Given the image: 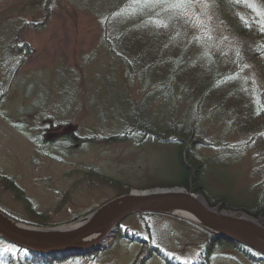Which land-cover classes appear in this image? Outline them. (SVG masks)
Returning <instances> with one entry per match:
<instances>
[{"label": "rangeland", "instance_id": "1", "mask_svg": "<svg viewBox=\"0 0 264 264\" xmlns=\"http://www.w3.org/2000/svg\"><path fill=\"white\" fill-rule=\"evenodd\" d=\"M138 3L150 12L185 5L193 13L187 35L203 31L218 48L237 49L249 82L264 90V74L253 55L264 48L262 0ZM136 4V0H0V206L8 212L29 218L22 200L2 183L3 175L22 189L37 212L55 222L53 226L91 214L127 186L150 188L181 178L177 142L150 140L138 145L129 139L111 138L115 131L110 129L119 125L114 115L122 107L120 89L131 90L135 100L138 95L135 86L131 89L124 84L122 66L104 43L111 36L109 26L114 31L120 17L139 10ZM236 13L243 18L247 32L237 29ZM253 27L261 29L262 38L254 36ZM23 43L26 49L19 51L18 45ZM187 106L185 101L179 105V116ZM167 111L160 100L157 112L163 127ZM200 119L206 144L198 145L196 151L205 162L200 174L206 189L230 203L250 205L262 191L253 189L263 177L255 157L259 141L229 121L214 116ZM64 131L76 136L70 147L37 140L40 133L52 137ZM108 134L110 138L104 139ZM219 145L223 148L215 147ZM89 170L106 180L89 178ZM148 219L150 229L134 214L116 231H136L140 239H118L95 257L59 264H169L150 249V242L167 257L187 264H264L226 240H219L208 254L204 249L209 234L182 216L164 213Z\"/></svg>", "mask_w": 264, "mask_h": 264}, {"label": "trees", "instance_id": "2", "mask_svg": "<svg viewBox=\"0 0 264 264\" xmlns=\"http://www.w3.org/2000/svg\"><path fill=\"white\" fill-rule=\"evenodd\" d=\"M136 1L135 7L139 10L120 17L114 31L111 32L112 26H109L108 33L111 36L106 37L105 41L111 55L122 66L124 84L131 89L135 86L138 95L135 100L131 90L128 91L124 86L122 90L120 89L119 101L122 107L119 114L116 112L114 115V122L119 121V125L118 128L110 129L115 131L111 138L118 141L129 139L138 145L150 140L176 141L179 145L181 178L171 183L153 186L181 185L189 191L201 193L211 206L219 205L222 209L240 211L264 222V197H260L261 194L264 195V90L259 91L253 82H249V77L244 73L246 70L244 62L237 49L232 52L218 48V45L213 44L209 34L203 31L187 35L193 13L186 9L185 5H169L161 12H150L146 5L138 3L139 0ZM234 17L237 29L243 33L247 32L243 30L245 27L243 18L237 13ZM105 21L109 22L110 19L107 18ZM253 29L256 38L263 37L259 27ZM26 46L27 44L23 43L18 45L17 49L25 50ZM253 55L257 58V66L264 74V48L260 52L256 50ZM160 100L168 106L165 127L158 118ZM183 101L188 102V106L179 116L177 108ZM205 116L229 121L231 126L234 125L249 134L250 138L255 137L256 142L259 141V150L255 157L263 177L253 184V189L262 191L251 199L250 205L230 203L222 196H212L206 189V182L200 174V168L205 162L196 151L198 145L205 144L204 126L200 119ZM75 137L73 131H64L52 137L40 133L37 140L52 146L70 147ZM103 138L108 140L110 134ZM249 141L250 139L242 144H248ZM215 147L223 148L222 145ZM87 175L89 178L106 180L105 176L94 170H89ZM2 177L4 186L9 187L24 203L29 218L21 219L0 206L3 211L38 226H50L55 223L51 222L47 215L33 208L30 200L23 195L22 189L9 176ZM131 188V186L122 188L117 195L128 193ZM139 215L144 220V226L150 229L148 217L160 214L142 212ZM125 237L130 240L141 238L136 231L121 229L113 238L105 240L98 250H80L78 254L61 251L48 254L34 251L5 242L0 237V264H59L68 259L86 260L99 255L102 249ZM219 240L215 233H209L204 251L209 254ZM231 243L251 259L264 261V256L252 248L237 242ZM149 245L151 250L154 249L156 253L162 255L169 264H187L174 256L167 257L157 245L151 242ZM11 248L16 252L12 253ZM204 263L196 261L192 264Z\"/></svg>", "mask_w": 264, "mask_h": 264}, {"label": "water", "instance_id": "3", "mask_svg": "<svg viewBox=\"0 0 264 264\" xmlns=\"http://www.w3.org/2000/svg\"><path fill=\"white\" fill-rule=\"evenodd\" d=\"M177 209L194 217L175 213ZM141 212L170 213L189 219L215 233L218 239L238 242L264 256V222L211 206L199 192L184 186L132 189L116 196L69 224L38 226L18 220L0 209V237L30 250L51 253L96 250L118 229L125 217ZM93 234V237L90 235Z\"/></svg>", "mask_w": 264, "mask_h": 264}, {"label": "bare ground", "instance_id": "4", "mask_svg": "<svg viewBox=\"0 0 264 264\" xmlns=\"http://www.w3.org/2000/svg\"><path fill=\"white\" fill-rule=\"evenodd\" d=\"M104 47L105 48H107V50H108V46H107V44L106 43H104ZM163 142H170V141H163ZM176 142V141H175ZM204 142V141H203ZM205 143V142H204ZM201 144H203V143H201ZM206 144V143H205ZM211 148H213V147H211ZM197 153L200 155V153L197 151ZM181 186V185H180ZM137 189V188H136ZM138 189H145V188H138ZM131 190H132V188H131ZM130 192V191H129ZM121 195V194H120ZM118 196V195H117ZM203 198L205 199V197L203 196ZM206 200V199H205ZM207 201V200H206ZM213 207H218L219 208V206H213ZM219 209H221V210H226L227 212H231V211H229L228 209H222V208H219ZM142 213V212H141ZM157 213H159V212H157ZM175 213H177V214H180V215H182V216H186V217H191V218H193L194 217V215L191 213V212H189V211H187V210H184V209H177V210H175ZM134 214H139V213H134ZM134 214H131V215H134ZM159 214H164V213H159ZM242 215H247V214H242ZM130 216V215H129ZM129 216H127V217H129ZM249 216V215H248ZM127 217H125V218H127ZM252 217V216H251ZM124 218V219H125ZM254 218V217H253ZM124 219H122L121 220V222H123V220ZM255 219H257V218H255ZM257 220H260V219H257ZM262 221V220H261ZM26 222V221H25ZM26 223H28V222H26ZM30 224V223H29ZM90 237H93V234H91L90 235ZM105 240H103L102 241V243H101V246L103 245V242H104ZM72 254H74L73 252H71ZM181 261V260H180ZM185 263V262H184Z\"/></svg>", "mask_w": 264, "mask_h": 264}]
</instances>
